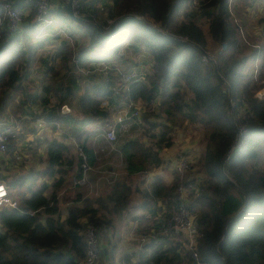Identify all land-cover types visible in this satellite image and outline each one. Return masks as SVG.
<instances>
[{
    "label": "trees",
    "instance_id": "1",
    "mask_svg": "<svg viewBox=\"0 0 264 264\" xmlns=\"http://www.w3.org/2000/svg\"><path fill=\"white\" fill-rule=\"evenodd\" d=\"M104 1L100 10L93 5L86 10L84 21L60 5L51 10V24L35 18L25 28L10 31L3 25L0 32V108L15 106L22 113L18 120L27 115L23 126L41 118L53 129L64 122L65 104L75 101L83 116L62 124L64 140H47L42 168L7 180L11 193L23 187L27 192L15 197L17 207L0 206V264H81L86 228L92 225L100 235L129 215L130 179L161 167V152L174 145L175 128L184 125L204 132L198 158L204 177L174 171L168 183L159 175L144 195L166 202L167 220L180 207L179 186L197 182L186 201L195 216V242L181 230L165 233L164 222L153 220V236L134 254V264H264V98L257 96L264 86V27L259 34L252 30L249 15L260 0ZM258 24H264V16ZM222 42L227 50L205 61ZM47 46L49 54L42 56ZM129 50L149 56L152 70L117 92L115 63ZM99 62L110 68L97 73ZM33 63L45 67L47 84L29 92L25 82ZM83 74L92 79L86 86ZM139 100L148 108L142 117L148 140L143 134L125 139L119 146L121 176H113L95 200L71 205L63 217L60 193L70 170L77 167L78 180L85 175L83 156L67 139L81 142L94 167L98 153L86 127L108 126L116 112ZM18 138L12 137L8 152L17 150ZM151 211L157 215V207Z\"/></svg>",
    "mask_w": 264,
    "mask_h": 264
},
{
    "label": "rangeland",
    "instance_id": "2",
    "mask_svg": "<svg viewBox=\"0 0 264 264\" xmlns=\"http://www.w3.org/2000/svg\"><path fill=\"white\" fill-rule=\"evenodd\" d=\"M93 3V9L94 8H98L100 10V6L102 5V1L103 0H90ZM198 1V0H196ZM260 3L254 5L252 8H250V14L252 15L251 17V21H250V27L252 30H254L256 33L259 34V32L262 31L263 28V24H258V19L264 16V6L263 3L264 1H259ZM197 4L194 3L193 6H196ZM104 6V5H103ZM36 18L35 13L31 10L24 18L25 24L22 26V28H25V26H27L33 19ZM103 17L100 18V20H102ZM201 22L203 23L204 21L201 20ZM5 26H0V32L4 31ZM219 47H217L214 50H210L209 52L211 53H215L218 50ZM49 50L50 48L47 46L44 50H41L40 53L42 56H47L49 54ZM227 50V49H226ZM141 56L142 55H135L132 53L131 50H129L128 52H125L123 54V58H121L120 60L116 61L115 64L121 66V64H123L124 67H120L122 69H126V70H130V69H137L140 65L141 62ZM149 57V56H148ZM142 59L145 61H152V59L149 57H145L143 56ZM29 70L32 71V73H34V78L36 83H33L32 81L30 82V86L31 85H36V87L38 89H40L44 84H47L46 80H45V73L43 72L45 70V67L41 64V63H33V66L29 68ZM144 71H146V68L143 69ZM95 79L100 80L101 77L96 76ZM63 80V79H62ZM92 79L89 77V75H84L81 78V81L83 83L84 86L88 85L90 83ZM59 83H62L59 81ZM52 102L56 101V98H52ZM75 102V101H74ZM74 102L70 103L69 105L72 107L73 109V115L64 116V122L60 124L58 129H53L51 126H48L46 124V122L43 119H38L36 122H34L32 125L29 126V128H33L36 127L37 129V133L36 136L34 137V139H28V136H26L27 133H29V131L31 130H26V129H22L23 132L21 131V133L19 134V138L17 139V145L19 142L21 143H25L28 144V148L20 152H17L18 154L15 155L14 154L8 152L7 154L9 155H15L18 157V160L21 161L20 167L21 165H23V161L26 164V168H24V172H28L31 167H36L37 164H39V168H42L44 165L41 164L43 162V160H40V155L43 154V150L47 144V136H53V135H57L60 136L61 134H63L62 130H65L66 126L62 125L64 123H74L78 120H81L83 118V116L75 109L74 107ZM142 105L144 106V108L142 109ZM141 105V116L134 118L130 121H128L124 126H120L119 127V134L117 137V140L114 144H110L106 141L105 139V133L106 130L108 128V126L105 127H100L99 125H89L86 127V130L90 131L91 133V138H92V145H94L95 147L98 148V160L97 163L94 167H91V169L87 172V179L89 176V182L87 184H85L82 187H76L75 183H74V175L76 174L75 172L73 173V169L70 170L69 175L67 176V181H66V185L69 186V189H73L75 194H78V198H83L86 197L87 194L91 193V194H95L98 193L100 188L98 186H101V180H103V182L105 180H107L109 178L110 175H112V173L110 174L109 171V166H114L113 164H116L115 167V173L117 172H121L124 170V163L121 159V157L119 155H117V153L115 152V149L117 147H119V144L124 141L127 138H131V137H136V136H141L142 134L144 135V139L148 140L146 138V135L144 134L145 130L147 129L146 124L144 123L145 121L143 120V115L145 114V112L148 110V108H146L145 104L143 103ZM41 105H38L35 108L36 112H39L41 110ZM10 109V113L9 109L3 110L0 108V117L1 116H5V117H9L10 114L13 115H20L22 113H20L21 111L18 110V108L14 107L13 105L8 107ZM24 114V113H23ZM4 119V117H2ZM40 121L43 125H39ZM143 122V123H142ZM60 134V135H59ZM34 136V135H33ZM44 137V138H43ZM174 137H175V142L177 144V149H173L172 152L173 153H169L166 159V171L170 174L174 171L175 168V164L176 162L182 157V156H186L188 155L191 160H192V165L191 168L188 171H185V173L182 175L184 176L185 174L188 175V178L191 177H196L198 176V174L201 173L204 174V172L201 170V167L198 164V160H197V154L201 152L200 149H202V147L205 144V137H204V132L194 126V125H184V126H180V127H176L175 131H174ZM78 143H81L80 141H77ZM185 142V143H184ZM187 144H190L191 146H193V149H188L189 151H184L186 149H184V146ZM22 145V144H21ZM26 148V147H25ZM35 150H38V155H35ZM40 150V152H39ZM78 150V149H77ZM76 148L73 145V152L75 154H78L79 151H77ZM76 156V155H75ZM1 162V161H0ZM100 164H103L104 166L100 167ZM97 166V167H96ZM18 169V168H16ZM23 168H19L17 172H21ZM15 173V174H16ZM100 180V184L98 185L97 182ZM64 201V200H63ZM88 200L84 201V204H87ZM60 207H62V205L60 204ZM62 213V211H61ZM148 229V230H147ZM131 230V228H130ZM129 228L126 230V233H128ZM151 229L148 227L144 228V231H140L139 235H141V237L146 238L145 241L151 236L150 234ZM134 231V230H133ZM125 232V231H124ZM118 235H121V232L118 233ZM126 235V234H125ZM134 235V232L132 234V236ZM127 237H131L128 236ZM125 239V238H124ZM121 241V237L118 238H113L111 240L112 244H116L118 245ZM144 241V243H145ZM143 243V241H141ZM191 244H193L195 242L194 241H189ZM130 243V244H129ZM129 243L127 246L132 247V244L135 243L137 245L138 241L137 240H133V239H129ZM143 243V244H144ZM106 246V244H103V247H101V250H104V247ZM144 246V245H143ZM123 250H130L129 248H125ZM102 253H100L101 255ZM103 255V254H102ZM123 254L120 255L119 253V262L121 264H123ZM101 258V256H100ZM122 259V261H121ZM125 263V262H124ZM128 264V263H125Z\"/></svg>",
    "mask_w": 264,
    "mask_h": 264
},
{
    "label": "crops",
    "instance_id": "3",
    "mask_svg": "<svg viewBox=\"0 0 264 264\" xmlns=\"http://www.w3.org/2000/svg\"><path fill=\"white\" fill-rule=\"evenodd\" d=\"M14 2L16 4H18L19 6L23 7L26 10L27 14L31 11L26 6L22 5L21 0H14ZM103 2H105V1L103 0ZM90 3H92V2L90 1ZM258 3H260V2H257L256 4H258ZM60 5H64V2L62 0H53L52 8L53 7H59ZM92 5H93V3H92ZM262 6H264V3H263ZM249 11H250V8H249ZM249 15H250V17H252L250 12H249ZM142 57L143 56H141V62H140L139 67L137 69H133V70L135 71V70H139L141 68H146V71H147V74H148L152 70V67H151L152 61L151 62H150V60L149 61H146V60L144 61L142 59ZM145 57L149 58L147 55ZM130 70H132V69H130ZM29 72H30L29 78H28V80H26L25 83L27 84L29 92L37 91L39 89L36 87V85L33 84V85L30 86V82L29 81H32L33 83H36V81H35V78H34V73H32L31 70H29ZM143 108H144V106L142 105V109ZM7 109H9V108H7ZM7 111H9V113H10V109L7 110ZM71 115H73V114H71ZM67 116H70V115H67ZM67 116H65V117H67ZM2 117H4V119ZM27 117H28L27 115H23L22 118L19 119V120H22V122H21L22 123V129L24 128L27 131L31 130V131H29V133L26 134V136H28V139L31 140V139H34V137L36 136L37 129H36V127H33V128L30 129L29 126L32 125L36 121H28V123L24 124V126H23V120H25ZM0 118L2 120H7V121L18 120L16 115H13V114H10L9 117L1 116ZM29 119H31V118H29ZM38 122H40V121H38ZM39 125L42 126L43 124L40 122ZM120 126L121 125H118V134H119V127ZM22 129L20 130V133H21V131L23 132ZM62 132H64V130H62ZM88 132L90 133V131H88ZM20 133H17V135H19ZM54 137L55 138H59L60 140H64L61 135L60 136H57V135L51 136L50 135V136H47L46 140H49V139L54 138ZM131 138H133V137H131ZM105 139L110 144H114L116 142V141L110 142L106 138V135H105ZM67 143L71 144L72 146L74 145L76 150L78 149L79 143L77 142V140L75 138L71 137V138L67 139ZM92 144L93 143L91 142V146H94ZM120 144H119V146H120ZM28 146H29L28 144L19 142L17 150L14 151L15 155L18 154L17 152L22 151L23 148H24V150L27 149ZM45 148H46V146H45ZM45 148H44V150H45ZM174 148L177 149L176 142L174 143V145L172 147H168V148L163 149V151L161 152V156L164 159V164L161 167L137 173L130 179L131 185H132L133 190H134V194H133V198H132V201L130 203V206H129L130 207L129 211H128L129 215L122 216L121 219H118V220H116L114 222V226L106 227L104 229V231L100 232L101 247H103L104 243L106 244V246L104 247V250L100 251V253H102L103 255L102 254L100 255L101 258L99 257V260H98L97 264H121L119 262L118 258H119V253L121 255V254H123V252H124L123 261L125 263H128V264H134L135 261H136V256L134 254H136L139 250L142 249L143 245L145 244L144 240L146 239V238L141 237V235H139V232L140 231H144V228L149 226V228L151 229L150 231L152 233L150 235L153 236L154 232H153L152 228L150 227V226H152V223L154 222L153 220L161 221V220H163L165 218L164 213L166 212V210H165L166 209V202L163 201L162 199H156L154 202H152L151 198L146 197L144 195V193H145L146 189L149 188L150 184L155 180L156 176L160 175L161 177H163L165 179L166 182H168V183L172 182L173 173L169 174L165 170L166 167H167L165 162H166L168 154L169 153H173L172 150ZM184 149H186L184 151H189L188 149H190V150L193 149V146H191L190 144L186 143V145L184 146ZM44 150L42 152H44ZM95 150L98 153V148L97 147H96ZM77 151H79V149ZM14 152L10 151V153H12V154H14ZM39 152H40V150H39ZM115 152L117 153V155H119L121 157V153H120L119 147H117L115 149ZM7 153L0 154V161H1L0 162V181L5 182L6 184H7V180H11L16 174H26L27 173V172H24L25 171L24 168L27 167L26 164L24 163V160H22L23 161L22 162L23 165H21V167H20L21 161L18 160V157L15 156V155H9ZM200 153L197 154V156H198L197 160H198V158L200 156ZM186 156H188V155H186ZM98 158H99V156H98ZM121 159H122V157H121ZM42 164L44 165V163H42ZM113 165L114 166H109V170H111V171H109V173L110 174L112 173V175H110L109 178L107 180H105L104 182H103V180H101L102 184H101V186H98L100 188L98 193H95V194H91V193L89 194L88 193L86 197L77 199L78 198V194H75L73 189H69L68 188L69 186H67L66 182H65L64 187H63V189H62V191L60 193V195H61L60 204L62 205V207H60V208H61L63 217H65L67 215L68 209H69V207L71 205H83L85 200L86 201L87 200H95L99 195H101L102 192H104L108 188V183H109L110 179L113 176H116V177L117 176H121V174L124 172V170L121 171V172L115 173L114 169L116 167V164L114 163ZM102 166H104V165L100 164V167H102ZM175 166H176V164H175ZM16 168H18V169L19 168H23V169H22L21 172H17L16 173V171L18 170ZM34 168L38 169L39 168V164H37L36 167H34ZM72 169H73V173L74 172L75 173L78 172L76 166L73 167ZM174 171L176 172L175 168H174ZM202 177H204V174H202V173H201V176H200V174H198V176H197V178H202ZM88 182H89V176H88V179H86L85 183H81L76 178V174L74 175V183H75L76 187H82L85 184H87ZM97 184L98 185L100 184V180L97 182ZM24 192H27L25 187H23L22 189L17 188V189H13L12 190L11 195L15 198V197H18L21 193L23 194ZM145 202H151L152 207L151 208L147 207V209L143 208L142 204H144ZM153 207H157V215L156 214L155 215L152 214L151 209ZM143 226H145V227H143ZM128 228H129V230L131 228V230L128 233H126V230ZM119 232H121V235H118ZM133 232H134V235L132 236ZM127 235L131 236L130 237L131 239L137 240L138 241L137 245L135 243H133L132 247L127 246L128 243H129V239H130L129 237H127ZM114 237L115 238L121 237V241H120V243L118 245L112 244L111 240ZM141 241H143L144 244ZM126 247L129 248L130 250H126V251L123 250ZM121 261H122V259H121ZM124 262H123V264H125Z\"/></svg>",
    "mask_w": 264,
    "mask_h": 264
},
{
    "label": "built area",
    "instance_id": "4",
    "mask_svg": "<svg viewBox=\"0 0 264 264\" xmlns=\"http://www.w3.org/2000/svg\"><path fill=\"white\" fill-rule=\"evenodd\" d=\"M64 3L72 1L73 9L75 13L79 16H83L84 12L92 7V3L89 0H62ZM264 1V0H260ZM22 5L26 6L28 9L32 10L36 19L41 24H51L53 22L51 16V10L53 6V0H21ZM2 12L0 13V25H5L10 31H16L22 28L24 24V18L27 14L26 10L16 4L14 0H1ZM110 22H112L110 20ZM228 48L227 42H222L215 53L205 54L204 60L209 61L215 55H221ZM95 70L97 73L105 72L110 68L107 62H99L95 65ZM121 66L117 65L115 69L117 70L119 76L117 79V92H122L127 89L129 84L133 81L144 79L147 75V71L144 68L139 70H131L129 72H124ZM151 73V72H150ZM148 73V74H150ZM259 98H264V86L257 92ZM141 104L139 101H131L123 109L115 113L114 119L111 124L108 125L106 130V138L110 142H114L118 137V125L124 126L128 121L141 116ZM65 108V109H64ZM63 116L73 114V109L69 104H65L61 113ZM22 129L21 122L19 120H2L0 118V154H5L9 151L10 142L12 137H15L17 133ZM79 155L83 156L85 175L79 180L81 183H85L87 179V172L91 167L87 163V157L83 152L80 145L78 146ZM192 165V160L188 156H182L175 166L177 173L184 174L185 171L189 170ZM197 183V182H196ZM195 181L189 180L185 184H181L178 188V199L180 200V207L172 213L169 219L161 220L164 222V232H170V230H181L184 231L187 238L192 242L196 238V226H195V216L187 208V194L190 189L196 187ZM7 205L12 207L18 206V201L11 195V192L7 184L0 181V206ZM86 243H87V254L85 259L81 264H97L100 251H101V237L98 234L96 227L89 225L85 230ZM196 256V254H195Z\"/></svg>",
    "mask_w": 264,
    "mask_h": 264
},
{
    "label": "water",
    "instance_id": "5",
    "mask_svg": "<svg viewBox=\"0 0 264 264\" xmlns=\"http://www.w3.org/2000/svg\"><path fill=\"white\" fill-rule=\"evenodd\" d=\"M64 8L67 11V14L73 18L74 20L77 21H84L85 19L82 16H79L75 13L74 9H73V5H72V1L69 2H65L64 3ZM65 109V108H64Z\"/></svg>",
    "mask_w": 264,
    "mask_h": 264
}]
</instances>
